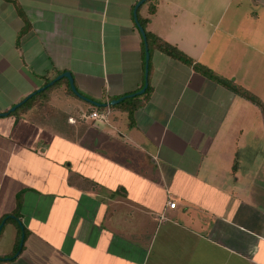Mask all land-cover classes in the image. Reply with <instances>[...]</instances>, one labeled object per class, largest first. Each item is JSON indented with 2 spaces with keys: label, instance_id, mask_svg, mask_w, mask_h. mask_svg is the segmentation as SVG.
<instances>
[{
  "label": "crops",
  "instance_id": "obj_1",
  "mask_svg": "<svg viewBox=\"0 0 264 264\" xmlns=\"http://www.w3.org/2000/svg\"><path fill=\"white\" fill-rule=\"evenodd\" d=\"M139 1L0 0V112L64 71L103 104L142 89ZM137 16L194 63L151 45L132 120L82 118L66 78L0 116V264H264V111L195 68L264 103V0Z\"/></svg>",
  "mask_w": 264,
  "mask_h": 264
},
{
  "label": "trees",
  "instance_id": "obj_2",
  "mask_svg": "<svg viewBox=\"0 0 264 264\" xmlns=\"http://www.w3.org/2000/svg\"><path fill=\"white\" fill-rule=\"evenodd\" d=\"M151 13H155V8L151 9ZM143 24V27L146 26L147 24V20H142L141 21ZM146 35L148 38V42L149 45L153 46L155 45L156 47H158L161 51L167 53L168 55L172 56L175 59L181 60L185 63L188 64H193L194 60L193 58H191L190 56H188L185 52H183L181 49H179L178 47L174 46L173 44L162 40L161 38L155 36L154 34H152L150 31L146 30ZM195 68L201 72L202 74L206 75L207 77L214 79L218 82H221L227 86H229L230 88H232L234 91L238 92L239 94H241L242 96L248 98L249 100L253 101L254 103L258 104L259 106L262 107L263 111H264V103L260 100L259 97H257L255 94H253L251 91L238 86L236 84H234V82H232L231 80H228L226 78H224L223 76L217 74L214 70H212L211 68L202 65L201 63H196L195 64ZM60 82V81H58ZM57 82V83H58ZM56 83V84H57ZM55 85V84H54ZM51 87H48L47 89H50ZM149 89V87H148ZM147 89V90H148ZM46 91V90H45ZM45 91H42L40 93H37V95L33 96L32 98L28 99V101L26 103H24L22 106H29L30 105V101L40 95L41 93H44ZM70 91L72 92V90L70 89ZM147 92V91H146ZM146 94V93H144ZM140 96L136 95L133 97H128L126 98L124 101L120 102L119 104L116 105H112L113 109H120L122 111H126L129 113V117L132 120L133 117V113L134 111L139 107V105L141 104L140 102ZM104 107V105H102L101 107H98L99 109H102ZM8 217V219H13L14 221H16L18 219V214L17 212H14L12 215H8L6 216ZM27 235V232H26ZM4 259V258H3Z\"/></svg>",
  "mask_w": 264,
  "mask_h": 264
},
{
  "label": "water",
  "instance_id": "obj_3",
  "mask_svg": "<svg viewBox=\"0 0 264 264\" xmlns=\"http://www.w3.org/2000/svg\"><path fill=\"white\" fill-rule=\"evenodd\" d=\"M147 0H140L136 6H135V10H134V15H135V19H136V22H137V25H138V28L142 34V37H143V40H144V45H145V77H146V81H145V85L142 89H140L139 91L137 92H133V93H130V94H127L125 96H122L120 98H117V99H114L112 100L110 103L111 105H116V104H119L120 102L124 101L126 98L128 97H133V96H136V95H140V94H143L147 88H148V85H149V62H150V45H149V42H148V38H147V35H146V31H145V28L143 27V25L140 23V21L138 20V16H137V11H138V8L144 3L146 2ZM63 78H66L68 79L69 83H70V87H71V90L74 94H76L78 97L94 104L95 106L97 107H101L102 105H106V104H103V103H100V102H97L96 100H93L87 96H85L84 94H82L76 84H75V79H74V76L73 74L70 72V71H64L62 72L61 74H59L58 76H56L53 80H51L50 82H48L46 85L42 86L41 88H39L38 90L34 91L33 93L29 94L26 98H24L23 100H21L20 102H18L17 104H15L14 106H12L10 108V110H8L7 112H0V116H7L9 115L10 113L14 112L15 110H17L20 106H22L24 103H26L28 101V99H30L31 97H33L34 95H36L37 93H40L41 91L43 90H46L48 87H51L53 86L54 84H56L58 81H60L61 79ZM5 224V221H3L0 225V231L3 227V225ZM23 243H24V235H23V238L20 242V249H22V246H23ZM20 250L17 252V254H19Z\"/></svg>",
  "mask_w": 264,
  "mask_h": 264
},
{
  "label": "built area",
  "instance_id": "obj_4",
  "mask_svg": "<svg viewBox=\"0 0 264 264\" xmlns=\"http://www.w3.org/2000/svg\"><path fill=\"white\" fill-rule=\"evenodd\" d=\"M113 112H114V109H113L110 101L108 100L107 104L102 109L96 108L89 113H84V114H82V118H84V119L91 118V119H94V120H97L100 122L108 123ZM69 121L72 123H75L76 119L74 117H70ZM169 205L171 208H175L177 204H176V202L171 201L169 203ZM161 218H165V216L161 215Z\"/></svg>",
  "mask_w": 264,
  "mask_h": 264
},
{
  "label": "rangeland",
  "instance_id": "obj_5",
  "mask_svg": "<svg viewBox=\"0 0 264 264\" xmlns=\"http://www.w3.org/2000/svg\"><path fill=\"white\" fill-rule=\"evenodd\" d=\"M260 69L263 70L264 68H260ZM231 79L233 80V77ZM255 85H257L259 87V84L256 83ZM263 87H264V84H263ZM262 91L264 92V89H262Z\"/></svg>",
  "mask_w": 264,
  "mask_h": 264
}]
</instances>
